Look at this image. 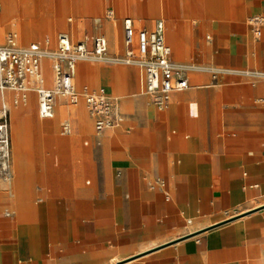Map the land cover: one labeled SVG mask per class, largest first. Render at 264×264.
<instances>
[{
  "label": "crops",
  "instance_id": "1",
  "mask_svg": "<svg viewBox=\"0 0 264 264\" xmlns=\"http://www.w3.org/2000/svg\"><path fill=\"white\" fill-rule=\"evenodd\" d=\"M157 5L166 15L167 37L164 21L155 23H163L173 61L264 70L263 34L256 38L247 23L264 13V0ZM124 18L137 29L155 25L139 27L135 18ZM96 36L106 39H89ZM46 39L33 43L45 47ZM45 61L48 87L46 72L52 84L54 78ZM78 64L75 76L81 73L83 89L94 90L91 64ZM135 69L136 75L128 70L125 83L99 70L121 120L88 135L90 146L80 150L84 162L60 169L88 181L53 182L52 193L29 199L21 190L23 174L35 169L22 159L28 146L20 145L17 165L9 158V184L0 185V264H264V80L238 74L213 79L194 71L188 87L157 108L142 93ZM59 101L54 114L61 115L66 109L57 111ZM27 107L22 116L31 115L23 121L34 128ZM64 123L70 126L65 120L60 130ZM38 124L39 130L50 129ZM84 124L83 130L93 131L92 118ZM15 125L19 131L21 124Z\"/></svg>",
  "mask_w": 264,
  "mask_h": 264
},
{
  "label": "built area",
  "instance_id": "2",
  "mask_svg": "<svg viewBox=\"0 0 264 264\" xmlns=\"http://www.w3.org/2000/svg\"><path fill=\"white\" fill-rule=\"evenodd\" d=\"M112 15V13H110ZM254 36L261 38L264 29V13L254 14L247 20ZM123 54L111 55L107 41L102 36L92 37L77 43L64 34L56 38L54 50L32 43L20 45L17 35L9 33L0 43V90L13 93L14 103H24L30 92L37 96V115L42 120L52 119L56 98L76 102L73 80L78 63L100 62L135 67L141 73L142 93L149 96L157 108H163L171 93L188 87V74L194 71L206 72L213 79L226 74H238L253 80L263 79L264 70H230L215 66H199L193 63L175 62L171 48L164 38L162 22H156L152 29H137L130 18L122 21ZM46 39L45 45L48 44ZM44 60L51 62L54 85L45 87L42 73ZM89 114L94 120V130L101 133L113 128L121 120L118 105L103 89L99 92L84 90L82 95ZM9 108L0 107V176L8 175L9 169ZM63 134L70 133V126L62 124Z\"/></svg>",
  "mask_w": 264,
  "mask_h": 264
},
{
  "label": "rangeland",
  "instance_id": "3",
  "mask_svg": "<svg viewBox=\"0 0 264 264\" xmlns=\"http://www.w3.org/2000/svg\"><path fill=\"white\" fill-rule=\"evenodd\" d=\"M0 0V43L3 42L5 36L10 31H15L22 45H28L33 42L42 41L46 36L49 43L45 46L47 49L54 50L56 47V37L58 34L66 33L69 35L72 43L83 40L85 35L90 36L103 35L107 39L108 50L111 55L123 54L122 37V18L128 16L137 20L139 27H152L156 20L164 21L166 37L168 35V23L166 15L162 13L159 6V0ZM167 2L168 0H164ZM161 10V11H160ZM110 13H113L110 15ZM100 19V21H97ZM102 24L107 25V30H101ZM264 37V33H263ZM168 41V39H167ZM169 42V41H168ZM170 43V42H169ZM92 83L94 91L99 92L103 86L100 84L99 70L101 68L108 69L111 75L120 77L125 83L128 70H133L136 75V69L122 64H106L100 62H92ZM45 69L49 70L53 77L51 62L46 60ZM80 68V67H79ZM48 87H53L49 72ZM73 85L76 92L81 97L84 93L82 79L75 76ZM1 91V90H0ZM9 95V99L13 101V93L4 90ZM118 95V94H116ZM29 104L27 113L33 114L34 128L25 124L21 113L24 107L16 103V108L20 111L21 116L15 122L21 124L19 130V151L20 145L28 146L26 164L35 166L31 172H26L22 176V191L27 192L29 199L37 198V196H45L52 193L49 188L53 182H77L85 183L88 178L80 180L77 174L65 173L60 171L64 166H77L86 160V157L80 153L81 148H88L90 140L88 135H99L91 124V131L87 132L80 127L78 120L71 113L76 103H71L65 98H58L57 107L66 109L63 114L58 115L55 112L52 119L41 120L37 116V96L35 92H30L28 98ZM82 100V98H80ZM80 101V100H79ZM3 100L0 99V107ZM19 106V107H18ZM56 106V104H55ZM120 110V109H119ZM82 111L85 110L83 109ZM121 111V110H120ZM86 114V113H85ZM27 118V117H26ZM70 123L71 132L68 135H62L60 125L63 121ZM8 135L10 138L12 118L8 116ZM77 121V122H76ZM38 122L47 123L50 129L39 130ZM23 140V141H22ZM57 140V141H56ZM60 140V141H59ZM53 141V142H52ZM54 141H56L54 143ZM59 141V144H58ZM86 143V144H85ZM12 171V164L9 160L8 172ZM52 171V172H51ZM60 171V172H57ZM8 177V175H5ZM4 176H0V185H8L9 181H5ZM63 192L62 190H55ZM7 193L6 191H4ZM8 196V195H6Z\"/></svg>",
  "mask_w": 264,
  "mask_h": 264
},
{
  "label": "bare ground",
  "instance_id": "4",
  "mask_svg": "<svg viewBox=\"0 0 264 264\" xmlns=\"http://www.w3.org/2000/svg\"><path fill=\"white\" fill-rule=\"evenodd\" d=\"M78 76L81 78V73L78 72ZM74 91H75V94H76V102H75L76 103V106L74 107V109H73L72 112L68 111V113H71L74 117H76V119L78 120V123L80 124V127L81 128H83V127L85 128L86 125L84 123L88 119H91L92 116L88 112V109H87L86 103L84 101V98L82 96L80 97L78 95V93L75 90V87H74ZM80 98H82V100ZM0 99H2L3 100V103L8 106L9 112H10V116L12 118V121H11V126L12 127H10L11 134H10V138H9V140H10V145H9V158H11L15 162V164L17 165V159H18V156H19L18 151H17L18 146H19V131H17V129H16V125H15L16 122L15 121L19 119V117L21 116V114H20V111L16 108L17 106H15L14 103L10 101L8 93H6L4 90H1L0 91ZM19 104H24V103H19ZM28 105H30L29 104V99H26L25 104L24 105H21V106L24 107V108H26ZM83 109L85 110V113L86 114L84 113V111H82ZM57 111L59 113H61L62 112V108H59L58 107L57 108ZM30 115L31 114H26L27 119L30 117ZM92 120H93V118H92ZM93 124H94V120H93ZM16 170L19 171L18 167H16ZM9 174H8V176H9ZM7 178L8 177H5L4 180L7 179Z\"/></svg>",
  "mask_w": 264,
  "mask_h": 264
}]
</instances>
